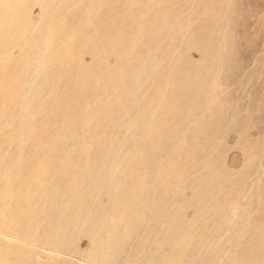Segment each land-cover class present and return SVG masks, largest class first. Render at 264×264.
<instances>
[{"label":"rangeland","instance_id":"obj_1","mask_svg":"<svg viewBox=\"0 0 264 264\" xmlns=\"http://www.w3.org/2000/svg\"><path fill=\"white\" fill-rule=\"evenodd\" d=\"M261 66L264 0H0V188L9 187L13 176L26 177L30 190L39 187L72 197L83 191L92 198L84 200L85 206L107 213L112 200L107 185L129 179L130 159L145 155L152 158L159 178L167 162L174 167L171 197L180 201L190 196L195 180L203 175L205 146L210 144L220 148L221 164L231 175L251 172L243 180L247 193L239 190L227 226L247 221L236 216L245 203L249 217L264 216ZM243 136L252 141L254 165L236 147ZM51 158L54 164L48 162ZM63 174L67 178L61 180ZM155 177L148 179L153 182ZM61 181L68 192L58 190ZM94 189L98 191L92 196ZM7 209L0 202V228ZM182 213L188 219L194 216L191 209ZM227 226L218 240L230 236ZM237 235L239 245L245 243L247 232ZM81 237L71 239L73 250L89 252L90 241ZM2 240L30 250L28 257L34 255L28 242L0 231ZM46 254L39 260L53 254L84 264L70 253Z\"/></svg>","mask_w":264,"mask_h":264},{"label":"bare ground","instance_id":"obj_2","mask_svg":"<svg viewBox=\"0 0 264 264\" xmlns=\"http://www.w3.org/2000/svg\"><path fill=\"white\" fill-rule=\"evenodd\" d=\"M149 30H150V24H149ZM109 37H111V35ZM99 56H101V54ZM99 62L101 61L99 60ZM91 64L92 63H90V65ZM84 66L86 65L84 64ZM99 68H97V70H99ZM231 70L233 69L231 68ZM235 70L237 69L235 68ZM90 77L93 78V76ZM88 92L91 93V91ZM70 101H68V103ZM73 104L75 103H72L71 106H73ZM251 109L252 107H250V110ZM68 111H70V109ZM185 116L187 115L185 114ZM241 116L245 117L246 115H241ZM32 117L34 118L33 115ZM138 120L139 118H137V121ZM249 120H251V118ZM76 125H78V123ZM173 130L176 129L174 128ZM244 131L247 130L245 129ZM64 132H66V130ZM201 134L199 135L201 136ZM213 134L215 135V133ZM150 135L148 137H150ZM216 135L218 134L216 133ZM196 137L197 136L195 135L194 139ZM219 137L221 138V135ZM226 137L228 136H225V138ZM174 138L175 137H173V139ZM213 139L214 138H212V140ZM196 141L194 143H196ZM251 142L252 141L248 140L246 137L243 136L238 140V144L236 145V147L241 151L240 153H242L241 155L244 157V159L246 157L247 159H249L248 162L254 165V161L251 162L254 159V155L251 154L252 150L249 149L251 148L249 147ZM217 143L219 144V142ZM224 144L225 143L223 142V145ZM170 145H171V141H170ZM220 145L222 146V143ZM172 147L170 149H172ZM205 147H206L205 163L200 162L204 164V173L196 180L194 179L195 183L191 187L189 197L187 196H186L187 198L181 197L179 198L180 201L177 200L174 201V199L171 197L172 194H174V191L172 192V190L174 189L173 186L175 185V184L173 185L172 183V181H175L174 177H172L173 178L172 181L170 180V176H171L170 172H172V170H175L174 167L170 166V163L166 161L167 165H164V167H162L165 171H162L161 177L159 178L158 173L155 171L153 167L152 158L143 155L141 157L139 156V158L130 159L133 162L131 163V165L133 166L130 171L129 179L126 180L125 179L126 177L124 178L126 182L124 181V179H122L120 185L118 186L117 184L112 185V183H114L112 181L107 185L108 195L112 199L110 200V204L107 208L108 210L107 213L99 209H93L91 207L85 206V203L87 201L84 202V200L89 198L90 200H92V198L83 191L78 192L76 196L72 197L65 192L63 195L58 193L51 194L43 190V188H39V187L34 190H30L28 188V183H29L28 178L26 177L15 178V176H13V181L9 187H7L6 189L0 188V199H1L0 202H3L8 206V209L5 211L4 213L5 215L2 219L4 226L0 228V231L5 233L6 236L8 237L32 244L34 246V249L32 250L34 252V255L28 257L30 250H27L24 247H20L21 245L7 243L2 240L0 241V264H75L73 260L69 261V260H65V258L61 259L57 255H53V254L46 261L39 260V257L48 255L46 254V251H50L55 254L70 253V255L73 256V258L82 260L84 264H264L263 214H259L258 216L253 215L254 218L249 217L246 214L249 204L245 203L238 209L236 216L242 219H247V221H244V223L239 227L227 226L226 224V219L228 218V215L232 214L233 212L232 210L234 205L233 203H235L240 197L239 190L243 189L245 194L247 193L246 189L244 188L245 186L243 187L244 184L243 180H245L246 177H248L251 172L250 173L245 172L238 177H234L233 175H231L229 170L221 164V157H220L221 155L219 153L220 148L217 149L215 148L214 145H210V144L209 146H205ZM63 149H64V145H63ZM190 150H193V148H191ZM197 151H201V150L198 149ZM224 151L225 150H223V152ZM65 152H67V150ZM250 154L252 156L248 158V155ZM55 158H51L50 160H48V162L50 164H54L56 162V160H54ZM64 159L66 158L64 157ZM58 160L60 161V159ZM253 168L255 169L256 167ZM262 169H264V167ZM17 171H19V169ZM257 171H259V169ZM153 174L158 178V181L156 180L155 177L154 181L150 182L148 176L152 175L153 177ZM0 175H1V171H0ZM65 175L66 174L60 175L59 178H61V180L67 178V176ZM186 175H187L186 177L189 179L190 178L189 174L186 173ZM53 177H55V175ZM73 181H75L74 177H73ZM52 183L54 185V188H57L56 184L54 182ZM58 185L60 187L58 189L60 192H62L63 190L68 192V185L64 184L63 181H61L60 184ZM247 185L249 184L247 183ZM148 186L151 187V190H149ZM70 189L71 188H69V191ZM94 191L95 192H93L92 196H94L96 194V191L98 190L94 189ZM174 196L177 197L176 194ZM119 200L124 201L125 205L124 206L118 205L117 202ZM249 203L251 205L254 204L253 202H249ZM190 209L194 211V216L193 218L188 219L186 216L183 215L182 212L184 210L186 211ZM250 209L252 208L250 207ZM209 217H211L210 220H208ZM225 226H227V228L231 230V233L229 234L230 236L226 240L225 239L218 240V235L220 231L225 228ZM240 230L247 232V240L245 241V243L239 245L237 234ZM75 236H82L81 238H86L87 240L90 241L91 248L89 249V252L87 250L86 252L79 253L73 250V243L71 239L73 240Z\"/></svg>","mask_w":264,"mask_h":264}]
</instances>
